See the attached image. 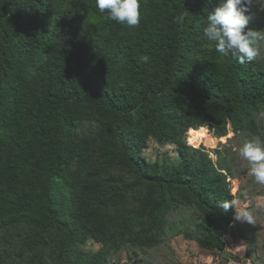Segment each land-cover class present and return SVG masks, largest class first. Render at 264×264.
<instances>
[{
  "label": "trees",
  "instance_id": "obj_1",
  "mask_svg": "<svg viewBox=\"0 0 264 264\" xmlns=\"http://www.w3.org/2000/svg\"><path fill=\"white\" fill-rule=\"evenodd\" d=\"M219 4L141 0L129 28L95 0H0V238L17 254L0 250V264L18 251L28 264H108L178 235L224 252L236 211L220 202L236 200V177L184 136L258 135L264 60L215 50L203 27ZM248 14L245 30H263ZM150 140L176 158L147 161Z\"/></svg>",
  "mask_w": 264,
  "mask_h": 264
},
{
  "label": "rangeland",
  "instance_id": "obj_2",
  "mask_svg": "<svg viewBox=\"0 0 264 264\" xmlns=\"http://www.w3.org/2000/svg\"><path fill=\"white\" fill-rule=\"evenodd\" d=\"M251 7L260 11L263 20L264 4H261L259 0H254ZM258 59L264 60V51L261 52ZM257 122L259 134L255 136L260 138L261 135V140H264V111L258 116ZM184 140L194 148L204 146L213 161H216L219 155L223 156L232 167V172L236 177L231 178L232 190L236 195V214L248 212L251 216V223L235 218L229 234L233 240L237 239L236 241H242L244 246L246 245L247 256H250L256 264H264V185L255 182L249 174L247 162L239 156V148L246 139L241 134L238 136L229 134L227 137L217 140L208 126H205L189 129ZM143 153L147 161L151 163L156 160L161 162L165 158L169 160L176 158L173 144L161 145L154 140L149 141ZM112 171L121 173L120 169ZM226 236H224V241L229 242L230 239ZM99 247L100 244L93 241H88L85 246L90 250H97ZM0 250L14 255L16 261L17 254L12 240L0 238ZM18 254L21 257V260L18 261L19 264H28L27 255L19 251ZM205 254L207 252L199 248L196 242L185 239L183 235H178L165 240L157 247L144 250L132 245L123 247L118 253L113 254L108 264H211L210 260L212 259L206 258L205 260ZM211 254L214 255L213 258L222 255L221 252L216 251ZM15 261L9 264H17L18 262Z\"/></svg>",
  "mask_w": 264,
  "mask_h": 264
},
{
  "label": "clouds",
  "instance_id": "obj_3",
  "mask_svg": "<svg viewBox=\"0 0 264 264\" xmlns=\"http://www.w3.org/2000/svg\"><path fill=\"white\" fill-rule=\"evenodd\" d=\"M254 0H220L214 11L207 14V24L203 34L208 41L215 44V50L224 57H231L240 64L252 62L264 51V30L248 29L251 20L249 9ZM264 4V0H259ZM100 13L107 12L108 19L129 28L138 27L142 19L141 0H95ZM188 10L176 17L177 23H184ZM147 55L142 57L147 62ZM239 156L248 164L249 174L255 182L264 185V140L252 137L239 148ZM235 201L220 202V207L227 211L233 208ZM237 220L251 223L248 212L236 214Z\"/></svg>",
  "mask_w": 264,
  "mask_h": 264
},
{
  "label": "crops",
  "instance_id": "obj_4",
  "mask_svg": "<svg viewBox=\"0 0 264 264\" xmlns=\"http://www.w3.org/2000/svg\"><path fill=\"white\" fill-rule=\"evenodd\" d=\"M226 237H228L230 241L228 242L225 240V250L222 252V255L215 256V258H213L214 255L211 254L213 251L205 250L207 252V254L204 255L205 260L206 258L212 259L210 260L211 264H256L250 256H247V247L246 245L244 246L242 241H236L237 239L233 240L230 234Z\"/></svg>",
  "mask_w": 264,
  "mask_h": 264
}]
</instances>
